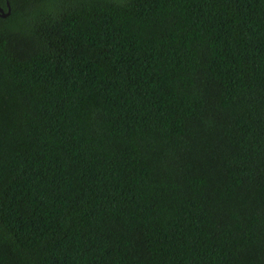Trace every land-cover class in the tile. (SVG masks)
Listing matches in <instances>:
<instances>
[{"label":"trees","instance_id":"16d2710c","mask_svg":"<svg viewBox=\"0 0 264 264\" xmlns=\"http://www.w3.org/2000/svg\"><path fill=\"white\" fill-rule=\"evenodd\" d=\"M0 264H264V0H0Z\"/></svg>","mask_w":264,"mask_h":264},{"label":"water","instance_id":"95a60500","mask_svg":"<svg viewBox=\"0 0 264 264\" xmlns=\"http://www.w3.org/2000/svg\"><path fill=\"white\" fill-rule=\"evenodd\" d=\"M7 8H8L7 13L4 12V10L0 8V16L1 17H3V18L7 17L10 14V12H11V9H10V6H9L8 2H7Z\"/></svg>","mask_w":264,"mask_h":264}]
</instances>
